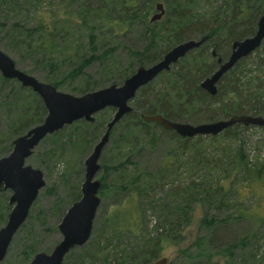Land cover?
<instances>
[{
    "label": "rangeland",
    "instance_id": "obj_1",
    "mask_svg": "<svg viewBox=\"0 0 264 264\" xmlns=\"http://www.w3.org/2000/svg\"><path fill=\"white\" fill-rule=\"evenodd\" d=\"M103 1L105 0H6L5 3H0V50L14 62L18 70L46 83L45 77L48 74L42 70L40 65H37L40 62L36 61L42 57L43 49L41 46L32 45V48L38 50V53L34 55L29 51L30 47H27V44L22 45L23 42L20 44L19 39L22 41L25 37L24 31L27 28L37 26L42 14L56 13L65 7L72 11L81 10L91 13L100 9ZM118 1L112 2L114 7L111 8L113 10L111 18L115 21L116 17L121 14L118 11L121 2ZM225 1L195 0L191 9L206 20L214 12L223 13ZM149 2H151V10L147 0L140 5L136 19L121 31L117 29L108 31L101 26L100 22L92 25V30L96 36L94 48H97L98 54L106 50L112 52L109 63L104 65L112 67L111 71L108 72L114 76L112 78H116L129 66H132L135 62L134 52L142 51L149 42L152 33L161 30L167 21L172 20L168 15V7L175 0H149ZM157 3L163 5L165 14L161 20L152 24L149 20L155 13L154 7ZM181 3L184 4V0H181ZM236 4V7L233 8L234 11L228 10V14L231 16V12L237 14L233 16V23L229 25V17L224 18L223 22L224 25L228 24L229 26L234 24V27H237L236 31L240 32L244 30L245 25H248L247 20L251 6L246 8L244 0H239ZM263 6L264 0L253 2V7L259 11ZM145 9H149L146 20L144 18ZM76 26L68 28L62 27L61 24L56 25L55 38L58 46L55 47L54 55L57 61L73 64V59H64L70 58L72 53L75 58L77 51L78 54H88V36L92 30ZM146 26L150 32L145 31ZM255 30L256 25L254 32ZM160 36L162 38L157 39L156 47L162 50L168 45V37H165L163 30ZM11 39L18 40L15 41L18 45L14 46V50L10 47ZM229 54L230 51L228 56ZM257 55H260L262 59L264 58V40L249 55L246 69L253 68L252 70H254L255 66H251V64ZM149 66L151 64H146L143 67ZM262 70L263 68L256 70V72H262ZM88 74L91 76L88 80L91 82L90 84L93 83L94 86L103 84L105 77L101 64L92 65L88 69ZM83 82L84 80L79 78L74 82H67L58 90L73 96H80L75 88L83 86ZM104 87L100 86L96 89ZM220 101L221 98L212 103H204L195 112V120L189 124L197 125L228 119V117L217 116L213 121L208 120V117L220 108ZM5 112L6 109L0 106V132L5 129ZM101 113H98L100 115L96 114L94 120L96 119L95 123H101L105 126L109 121L107 119L112 117L114 110ZM259 117L264 119V114H260ZM126 122L115 128L99 159L100 170L95 179L100 181V187L101 182H103L111 188L106 189L103 196H100L98 192L101 203L93 221L90 238L92 239L96 231L101 229L100 227L105 223V218L110 216L112 209H115V204L122 199L121 194H116L117 189L112 187V185L116 186L120 183L118 181L119 173L121 178L128 183V180L136 174L159 173L163 162H169L166 172L162 173L163 182L161 185L149 193V201L143 199L141 202L146 217L145 235L147 234L148 238H153L161 233L163 239L161 253L148 264L160 258H167V264H209L216 260L222 264H264V177L260 182L253 183L251 186L247 183V180L256 173L259 167H263L264 172V127L239 128L234 129L232 135L223 136L220 133L217 136L188 139L186 142L178 139L179 136L175 137L169 133H164L161 128V130H155V135L158 137L157 142L155 145H151L150 136L148 137L142 132L134 133L133 138L126 135L123 139L126 132ZM66 130L65 137L58 142L64 143L66 137L74 131V129ZM92 130V126H87L84 128V133H90ZM101 132L102 130L100 135H102ZM58 142L55 143L54 140L47 139L45 142L39 143L32 155L25 161V165L42 172L45 186L40 190L29 210L28 215L31 218L27 225L31 227L26 229L27 232L25 230L16 232L6 256L0 264H28L37 253L49 254L61 239L57 226L63 215L73 203L81 198L80 189L84 179V160L96 141L84 157L76 158L78 153H73L72 156L76 160L70 161V164L66 163L67 155L70 153L69 146L58 145L57 147ZM6 145L7 143L0 142V148L6 147ZM239 147L243 156L250 163L249 172L242 169L240 174L234 175L235 172L231 171L232 168L228 167L227 161L223 159V154L230 153L232 156ZM103 164L106 167L109 166L108 168L115 166L116 171L109 170L107 174L101 167ZM102 177L103 181H101ZM195 184L210 186L213 194L210 192V195L205 198L198 194L196 199L191 195V199H188L187 195L194 193L190 190ZM219 187H222L220 191L217 190ZM252 187L258 196L249 194ZM75 194H79V198L69 203L70 198ZM10 195V191L0 193V214L2 215L0 220L5 216V221H1L0 228L5 225L10 211L9 209L5 214L7 209L4 206V201L8 200ZM188 200L189 202H187ZM201 201L202 206L200 205ZM184 204L189 206L186 212L190 223L187 229L179 233L175 227L172 229L168 227V222H165V216L161 212L169 216V221L173 220L175 217L172 212ZM205 221L206 223L203 224ZM157 223L160 224L161 228L156 230ZM210 223L211 225L207 226ZM76 249L71 250L69 254L75 253ZM227 249L230 252L229 256L226 253Z\"/></svg>",
    "mask_w": 264,
    "mask_h": 264
},
{
    "label": "trees",
    "instance_id": "obj_2",
    "mask_svg": "<svg viewBox=\"0 0 264 264\" xmlns=\"http://www.w3.org/2000/svg\"><path fill=\"white\" fill-rule=\"evenodd\" d=\"M146 1L147 0H119L118 2L121 3L118 11L121 14L116 17V21L111 18L113 12L111 8L114 7L112 2H115V0L103 1L102 7L91 13L81 10L72 11L68 10L67 7L62 8L56 13H45L39 17L40 23L37 26L27 28L24 31V40L21 41V39H19V43L21 44L23 42L22 45L27 44V47H30L29 51L34 55L38 53V50L32 48V45H35V47H42V57L36 61L40 62L37 65H40L42 70L46 71L48 74L45 77V80H47L46 83L59 89L67 82H74L82 78L84 80L83 86L75 88V91L81 95L99 88L100 86L120 85L126 78L133 74L136 68L146 64L152 65L159 61L172 46L190 39L198 40L203 37L207 38L199 48L190 51L186 56L174 64L169 71L161 73L151 83L139 89L135 97L130 101L132 112L125 115L114 126L110 136L116 127L127 121L125 123L126 132L123 135V139H125L126 135L133 138L134 133L142 132L146 136H150L151 145H155L158 138L155 135V130H161L162 127L156 123L145 122L143 116L161 115L171 122L189 123L195 120V112L199 107H202L206 102L212 103L217 101L219 98H221L219 102L220 108L216 113L208 117L209 121H213L217 116L229 118L232 115L253 114V116H259L260 114H264V58H260V55H257L254 59L255 61L251 64V66H255L254 70H252L253 68H245L249 56L237 62L229 72L220 78L217 83V92L214 96L208 95L199 86L203 79L209 77L217 70V58L219 57L222 60L227 58L232 41L240 40L250 34H254V27L257 24V20L264 12V6L260 8V11L253 7V2H256V0H244L245 7L251 6L252 9L250 8V13L248 14V25H245L246 27L244 30L240 32L236 31L237 27H234V24L229 26L233 23V16L237 14L235 12H231L232 16L228 14V10H235L233 8L236 7V3L239 2V0H226L222 9L223 13L214 12L210 18L206 20L201 18L198 13H194L191 9L195 0H184V4L181 3V0H175V2L168 7V15L172 20L167 21L166 25L161 30L152 33V36L149 37V42L142 51L134 52V57L136 59L134 58L135 62L132 66H129L128 69L121 72L116 78H112L114 76L108 73L111 71L112 67L109 65L104 66L106 63H109L112 52L106 50L98 54L97 48H94L96 36L92 30V25H96L97 22H100L101 26L105 27L108 31H114L116 29L121 31L136 19L135 17L139 14L138 9L140 5L144 4ZM5 2L6 0H0V3ZM148 6L151 10L152 6L149 0ZM149 9H145V20L149 15ZM228 17L230 18L229 25H224L223 20ZM57 24H61L62 27L68 28L77 25L92 30V33L88 36V54H78V51H74L76 52L75 58L72 53L70 58L67 59L66 57L64 59H73V64L57 61L54 55L55 47L58 46L55 38V27ZM162 30L165 37H168V45L160 50L156 47V44L157 39L162 38V36H160ZM145 31L150 32L147 26ZM11 41L10 47L14 50V46L18 45L15 41L18 40L11 39ZM30 42L33 43L31 44ZM212 52H215V57L212 56ZM95 63L103 66V76L105 79L100 86H94L93 83L90 84L91 82L88 81L91 77L90 74H88V69ZM261 68H263L262 72L257 73L256 70L258 71ZM0 106L6 109L4 116L5 129L0 132V142L7 143L6 147L3 146L0 148V157H2L10 153L12 141L15 138L24 135L31 127L43 121L46 111L38 96L30 89L21 87L15 80L3 78L1 74ZM109 110L112 109L108 108V110L105 109L101 112H108ZM95 122L96 119L92 123L79 120L70 126L63 127L41 142H45L48 139L54 140L56 143L65 137L64 134L67 132L66 129H74V131L66 137V142H58L56 144L57 147L58 145L69 146L70 153L67 155L66 163L70 164V161L73 162L76 160L75 157L72 156L73 153H78L76 158H82L88 153L91 145L95 141L97 142L101 137V130L103 134L105 126L109 121L105 126ZM87 126H92L93 130L86 134L84 133V128ZM248 127L253 126L236 124L224 130L222 134L223 136L232 135L234 129L237 130L239 128L244 129ZM164 133H169L172 136L178 137L173 131L164 130ZM195 138H201V136ZM178 139L184 142L188 140L182 137H178ZM234 153L235 154L232 156L230 153L227 155L223 154V159L227 161L228 167L232 168L231 171L235 172L234 175L240 174L242 169L245 172H249L250 163L243 156L241 148H237ZM168 163L169 162H163L159 173L136 174L128 180V183L121 178L119 173L118 181L120 183L116 186L112 185L113 188L115 187V189H117L116 194H121L122 196V199H120L121 201L114 206L116 210L112 209L110 216L105 218L104 225L100 227L101 229L96 231L95 236L92 239L90 238L84 246L77 248L75 253L71 252L65 256L62 264H148L153 259L157 258L162 251V234L160 233L157 237L153 238H148V235H145L144 226L146 224V217L141 202L143 199L149 201V193H152L155 187L161 185L163 182L162 173L166 172ZM101 167L107 174L109 170L116 171L115 166L108 168L109 166L106 167V165L103 164ZM239 168L241 169L238 170ZM263 177V167H259L256 173L247 180V183L251 186L253 183L260 182ZM101 181H103V177ZM101 183L99 195L103 196L105 195V190L111 187H107L103 182ZM221 189L222 187L217 188L218 191ZM190 191L194 193H189L187 195L188 199H191V195L196 199L198 194L202 195L203 198L209 196L210 192L213 194L211 187H207L206 184L192 185ZM218 194H220V192H218ZM249 194L258 196L255 194L253 187L249 191ZM72 197L69 203L76 201L79 198V194H75ZM4 202L5 209H7L5 211L6 214L10 207L7 199ZM187 202H189V200ZM200 205L202 206V201ZM186 209L188 210L189 206L184 204L176 211H171L175 219L170 221L168 220L169 216L161 212L162 215L165 216V222H168V227L170 229L175 227L176 231L180 233L188 228L190 219ZM1 216L0 214V217ZM4 217H2L0 223L1 221H5ZM30 218L31 216L28 215L27 223L25 222L18 232L24 230L27 232L26 229L31 227L27 225ZM205 223L206 221L203 222V224ZM157 224L155 227L156 230L161 228L160 224ZM210 225L211 223L207 224V226ZM226 253L227 255L230 253L229 249H227Z\"/></svg>",
    "mask_w": 264,
    "mask_h": 264
},
{
    "label": "water",
    "instance_id": "obj_3",
    "mask_svg": "<svg viewBox=\"0 0 264 264\" xmlns=\"http://www.w3.org/2000/svg\"><path fill=\"white\" fill-rule=\"evenodd\" d=\"M154 9L155 13L150 18L151 23L161 20L165 14L161 3L155 4ZM263 39L264 13L258 18L256 30L251 37L233 41L231 52L226 60L222 61L221 58H217V70L201 81L200 88L208 95L214 96L220 78L239 60L252 54L260 46ZM205 41L206 37L181 42L172 47L151 66L136 68L133 74L120 85H110L86 92L80 96L60 92L54 86L40 82L18 70L14 62L0 50L1 76L8 80H15L21 87L30 89L38 96L46 111L43 121L32 127L24 135L15 138L12 141L11 152L0 158V191L2 188L11 192L8 203L12 206L5 225L0 228V262L5 258L13 237L26 221L31 206L40 190L45 186L42 172L25 165V161L32 155L39 143L74 122L84 120L87 123H92L94 116L99 112L108 108L114 110L102 136L84 160V179L80 189L81 198L67 209L57 226L61 234L60 241L49 254L37 253L28 263L62 264L65 256L71 250L85 245L90 238L93 221L101 203L98 195L100 181L95 179V176L100 170L99 159L109 141L112 129L125 115L132 112L130 101L139 89L151 83L161 73L169 71L181 58L190 51L199 48ZM212 56H216L215 52H212ZM143 120L147 123H156L164 130L173 131L179 137L186 139L197 136H217L236 124L264 127L263 118L251 115H232L226 120L197 125L171 122L161 115L143 116ZM167 263V258H160L151 264ZM209 264L222 263L216 260Z\"/></svg>",
    "mask_w": 264,
    "mask_h": 264
},
{
    "label": "flooded vegetation",
    "instance_id": "obj_4",
    "mask_svg": "<svg viewBox=\"0 0 264 264\" xmlns=\"http://www.w3.org/2000/svg\"><path fill=\"white\" fill-rule=\"evenodd\" d=\"M256 26H257V24H256ZM251 36H252V35H251ZM251 36H247V37H251ZM247 37H245V38H247ZM245 38H243V39H245ZM206 40H207V38H206ZM240 40H242V39H240ZM263 40H264V39H263ZM263 40H262V41H263ZM234 41H235V40H234ZM232 42H233V41H232ZM231 44H232V43H231ZM230 52H231V46H230ZM241 60H242V59H241ZM239 61H240V60H239ZM239 61H238V62H239ZM234 66H235V65H234ZM232 68H233V67H232ZM232 68H231V69H232ZM231 69H230V70H231ZM230 70H229V71H230ZM229 71H228V72H229ZM3 191H9V190H3V189L1 188L0 193L3 192ZM9 197H10V196H9ZM8 201H9V198H8ZM8 205H9V203H8ZM9 206L12 208L11 205H9ZM11 208H10V210H11ZM9 212H10V211H9ZM8 214H9V213H8ZM7 216H8V215H7ZM27 218H28V217H27ZM26 220H27V219H26ZM24 223H25V222H24ZM24 223H23V224H24ZM23 224H22V225H23Z\"/></svg>",
    "mask_w": 264,
    "mask_h": 264
}]
</instances>
